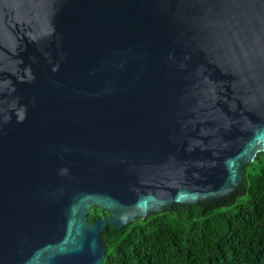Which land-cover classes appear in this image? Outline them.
<instances>
[{
  "label": "water",
  "instance_id": "1",
  "mask_svg": "<svg viewBox=\"0 0 264 264\" xmlns=\"http://www.w3.org/2000/svg\"><path fill=\"white\" fill-rule=\"evenodd\" d=\"M259 153L264 0H0V264H103Z\"/></svg>",
  "mask_w": 264,
  "mask_h": 264
},
{
  "label": "trees",
  "instance_id": "2",
  "mask_svg": "<svg viewBox=\"0 0 264 264\" xmlns=\"http://www.w3.org/2000/svg\"><path fill=\"white\" fill-rule=\"evenodd\" d=\"M104 216L93 207L87 222ZM101 242L103 264H264V153L243 168L231 195L109 226Z\"/></svg>",
  "mask_w": 264,
  "mask_h": 264
},
{
  "label": "flooded vegetation",
  "instance_id": "3",
  "mask_svg": "<svg viewBox=\"0 0 264 264\" xmlns=\"http://www.w3.org/2000/svg\"><path fill=\"white\" fill-rule=\"evenodd\" d=\"M102 219V218H101Z\"/></svg>",
  "mask_w": 264,
  "mask_h": 264
}]
</instances>
